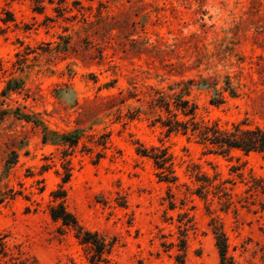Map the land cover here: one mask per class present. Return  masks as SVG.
<instances>
[{
    "label": "rangeland",
    "instance_id": "1",
    "mask_svg": "<svg viewBox=\"0 0 264 264\" xmlns=\"http://www.w3.org/2000/svg\"><path fill=\"white\" fill-rule=\"evenodd\" d=\"M206 77L217 84L182 94L196 120L264 126V0H0L1 261L90 264L49 215L62 201L113 242L100 264H172L184 224L186 264L219 263L213 226L234 264H264V158L204 153L193 136L166 134L152 101L172 106L175 82ZM138 143L165 147L176 181L160 179Z\"/></svg>",
    "mask_w": 264,
    "mask_h": 264
},
{
    "label": "trees",
    "instance_id": "2",
    "mask_svg": "<svg viewBox=\"0 0 264 264\" xmlns=\"http://www.w3.org/2000/svg\"><path fill=\"white\" fill-rule=\"evenodd\" d=\"M7 21V20H3ZM196 83L197 85H205L207 87H214L217 84L215 79L210 77L200 78L198 81L189 78L185 81L180 80L175 82L176 85L182 84L179 88V92L175 94L174 100L171 103L164 99L160 94L157 98H152L154 106L163 109L167 116L160 119V125L164 129L166 134L172 132H180L181 134H188L197 139V141L203 145L204 153H213L228 155L232 150H239L243 153L256 152L264 158V126L254 125L250 126L246 119H241L236 122H232L229 128L221 127L217 122H204L203 120L195 119L196 104L189 99L184 98L182 94L188 95L189 86ZM224 90H228L231 96H235L236 92L233 87L230 86L228 80L225 81ZM5 93V91H4ZM160 93V92H158ZM211 103H221L223 99L221 96L213 97L210 99ZM8 113V110L0 108V121ZM16 118L29 120L30 117L27 114L19 112L15 109L12 112ZM179 114L184 117H179ZM187 118V119H185ZM42 140H46V135H43ZM61 143L67 147H71L78 141V134H64L60 137ZM66 147V148H67ZM137 152L143 156L149 157L154 166L159 169L160 179L165 181L174 182L177 177L174 174L173 162L171 155L167 152L165 147L162 146H150L144 147L138 143ZM67 149L62 151L63 159V181H66L70 176V168L68 167L69 160L67 159ZM16 152L11 151L9 159L6 160V165H11L16 160ZM196 180H199L195 175ZM205 184H211L206 178ZM49 215L55 222H59L61 226L72 230L74 237L78 243L86 250L87 260L90 264H100L107 261V254H109L112 248V241L106 240V238L100 235L98 232L85 229L77 220L76 216L70 212L63 202L53 203L49 206ZM182 227L179 230V236L175 243H171V246L175 247L173 254L172 264H186V230L187 226ZM214 243L219 256L218 264H234L232 256L228 253V244L226 236L221 228L213 226ZM8 255L5 244L0 239V264H5L6 261H1ZM10 264H26L24 260H18L11 262Z\"/></svg>",
    "mask_w": 264,
    "mask_h": 264
}]
</instances>
